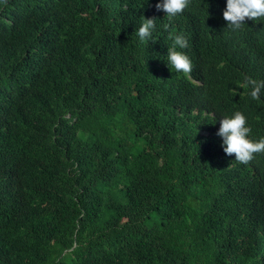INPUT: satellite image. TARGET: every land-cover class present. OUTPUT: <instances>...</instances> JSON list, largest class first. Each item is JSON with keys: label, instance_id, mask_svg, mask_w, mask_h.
<instances>
[{"label": "trees", "instance_id": "16d2710c", "mask_svg": "<svg viewBox=\"0 0 264 264\" xmlns=\"http://www.w3.org/2000/svg\"><path fill=\"white\" fill-rule=\"evenodd\" d=\"M225 3L168 21L156 0H0V264H264V152L216 134L240 109L264 137L242 87L264 78V20L233 30Z\"/></svg>", "mask_w": 264, "mask_h": 264}, {"label": "clouds", "instance_id": "9594fccd", "mask_svg": "<svg viewBox=\"0 0 264 264\" xmlns=\"http://www.w3.org/2000/svg\"><path fill=\"white\" fill-rule=\"evenodd\" d=\"M190 0H156L157 10H163L168 21H172L182 13L189 5ZM223 17L228 22L227 27L239 30L245 25L246 18L264 20V0H226L223 8ZM156 17L142 15L136 34L141 42L153 41V33L156 30ZM165 28L168 24L164 25ZM171 44L167 48V62L171 69L177 73L191 72L193 63L189 55L184 51L188 47V40L182 32H170ZM242 87L253 100L264 97V78L246 75L243 78ZM217 117L214 116V120ZM251 126L248 124L246 114L235 109L230 114H221L217 135L222 138L223 151L232 155L235 160L248 163L253 159L254 153L264 152V137L253 139Z\"/></svg>", "mask_w": 264, "mask_h": 264}]
</instances>
